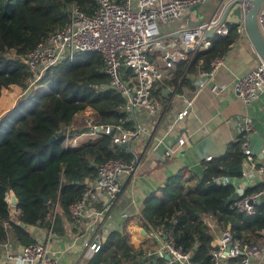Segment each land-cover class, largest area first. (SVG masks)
<instances>
[{
    "label": "trees",
    "instance_id": "trees-1",
    "mask_svg": "<svg viewBox=\"0 0 264 264\" xmlns=\"http://www.w3.org/2000/svg\"><path fill=\"white\" fill-rule=\"evenodd\" d=\"M69 3L77 4L87 14L96 9L95 0H0V95L4 86H7L4 93L14 91L15 87L11 89L8 85L21 86L24 91L30 74L20 62L7 60L6 51L14 49L24 54L50 32L62 28L68 21ZM236 34L235 25H229L225 36L214 34L210 48L197 58H202L207 66L209 59L223 56L229 50ZM108 82L101 57L94 52L81 53L72 61L65 60L46 71L37 86L46 87L48 92L36 89L23 93L0 116V243L9 240L21 248L35 241L36 232L48 228L57 236L65 234L64 222L73 221L68 207L96 177L97 165L110 158L130 159L129 152L112 145L110 134L102 133L97 143L74 149L63 145V127L87 108L92 110V121L98 126L125 119L126 113L121 109L123 98L114 90H99ZM8 94L1 96L0 108L12 100L11 93ZM130 126L131 123H124V127ZM88 130L86 125L74 129L70 138ZM242 163L244 155L238 141L222 156L205 164L203 177L195 189L182 191L175 179L162 189L161 199L155 196L147 199L141 211L142 222L145 226L175 222L172 237L199 264H212V233L202 221L203 215L217 217L222 213L234 239L257 243L264 231V202L252 216H247L231 207V203H225L234 191L233 185L205 184L222 174L239 176L226 172L224 167ZM260 189L264 190V183L248 188L245 194ZM9 190L18 198V217L11 214L6 201ZM134 253L126 236L112 232L86 264H129ZM156 264H164L163 258Z\"/></svg>",
    "mask_w": 264,
    "mask_h": 264
},
{
    "label": "built area",
    "instance_id": "built-area-1",
    "mask_svg": "<svg viewBox=\"0 0 264 264\" xmlns=\"http://www.w3.org/2000/svg\"><path fill=\"white\" fill-rule=\"evenodd\" d=\"M209 1L212 0H95L96 9L92 14H87L75 3H69L66 6L68 21L62 28L50 32L24 54L8 49L5 58L18 61L26 67L30 74L23 93H29L36 89L49 91L46 87L37 86V82L49 68L65 60L72 61L81 53H97L103 62V72L109 77L106 88L114 90L124 99L121 109L126 113V117L114 125L98 126L89 122L86 127L91 133L99 129L102 133L110 134L112 145L130 146L134 138L144 133V129L141 124L127 128L124 123L138 112L148 117H156L159 114L161 103L153 98L151 93L157 85L171 77V71L178 63H196V93L207 86L214 72L223 65L224 55L209 59L206 69L203 59H197V55L211 46V41L204 36L208 30L213 29V34L220 36L227 35L230 24L221 22V19L226 7L232 3H239L242 11L235 39L246 37L259 60L253 70L235 79L234 92L247 106L264 91V60L252 44L245 24L246 12L252 0H216L218 6L210 19L181 28L178 31L179 38H165L162 32L164 25L176 22L192 9ZM257 26L264 40V0L257 12ZM154 54L158 57L157 61L151 58ZM209 89L212 93H219L223 87L211 84ZM192 99L184 100L185 105L177 113L174 122L183 120L188 114ZM81 114L82 112L77 115ZM254 130L251 119L244 118L240 142L247 168L240 173L239 178L222 174L205 182L206 185L214 186L233 185V193L242 189L243 194L231 199L232 193L225 203H231V207L247 216L255 213L260 204L259 197L264 195L262 189L245 194L248 188L254 187L253 178L264 174V162L258 161L264 149L257 154V159L253 156L248 142V137ZM72 131L74 129L71 123L62 129L65 148H76L77 139L83 135L80 133L70 138ZM185 141L184 137H178L176 147L168 149L166 155L174 153ZM210 159V156L206 157V160ZM140 164L141 159L132 156L130 160L110 158L97 165V175L92 183L87 186L81 197L68 207L72 219L79 221H85L87 211L91 210V222L78 223L79 232L65 242L62 250H54L48 240H35L21 248L7 240L0 243V264H63L62 254L67 251H80L83 257H92L99 251L101 244L98 237L89 235L91 227L109 217V211L123 194V175L132 176ZM6 201L8 203V193ZM92 202L103 206L88 209ZM8 206L14 217L20 215L17 207ZM202 221L213 237L215 235V243L210 248L212 264H221L225 260H235L237 264H251V259L258 256L259 248L256 244L241 243L234 239L230 224L223 222L222 213H218L217 217L203 215ZM168 225L170 223H161L144 232L147 238L154 240L156 246L147 250L146 257H154L158 253L167 257V264H199L191 259L190 252L184 251L176 244ZM216 229H219L218 234ZM260 234L264 237V231Z\"/></svg>",
    "mask_w": 264,
    "mask_h": 264
},
{
    "label": "crops",
    "instance_id": "crops-1",
    "mask_svg": "<svg viewBox=\"0 0 264 264\" xmlns=\"http://www.w3.org/2000/svg\"><path fill=\"white\" fill-rule=\"evenodd\" d=\"M217 6L218 1H209L192 9L176 22L164 25L162 32L165 38H179L178 31L181 28L210 19ZM208 39L210 40V38ZM151 58L154 61L158 60L156 54ZM258 61V57L250 41L246 37H241L235 39L229 50L224 54L223 65L214 72L207 82V86L199 92L196 93L194 85L197 68L195 62L178 63L171 71V77L160 85H157L160 91L157 87L153 89L151 93L152 97L158 99L161 103L159 114L156 117H148L146 114L138 112L127 121L131 123L129 128H132L135 124H141L144 129V133L134 138L130 146L126 145L123 148L130 153V159L132 156L140 158L141 164L132 176L123 175V194L120 200L110 211V208L108 209L109 217L98 221L91 227L89 233L91 237H98L102 245L112 232H117L120 235L126 236L128 243L135 251L129 264H156L159 258H163L164 264H167V259L164 255L157 253L154 257H146L147 250L153 249L156 246L154 240L147 238L144 234L149 228L155 227L149 223H146L145 226L142 222L144 219L141 218V211L144 203L153 196L161 199L162 189L168 187L171 181L175 179L179 181V187L182 191L195 189L203 177L206 169L205 164L211 159L222 156L231 145L242 139V123L244 118L251 119L254 125L255 130L251 134L261 132L264 129V91L256 100L246 106L237 97L233 89L235 79L253 70ZM203 66L206 69L208 68V65L205 66L204 62ZM179 69L180 72L178 73ZM211 84L221 86L223 90L219 93H212L209 89ZM107 85L101 87L99 90H107ZM8 86L20 88L18 85ZM6 87H2L1 95ZM13 90L17 91L15 95L20 93L17 89ZM8 96L10 95L8 94ZM11 98L12 100L4 102L3 106H1L0 116L6 110L8 111L17 97L15 96L14 98L12 95ZM191 98L193 99L188 114L183 120L174 122L177 113L185 105L184 100ZM84 112H91L93 114L89 108L82 113ZM95 132L98 133L96 140L89 139L83 143L78 142V146L97 143L101 138L102 132ZM178 137H184L186 139L185 144L174 153L166 155L168 149L176 147ZM202 138H210L214 149H217L219 154L212 155L211 152H208L206 156L199 154L195 150L194 143ZM208 156L211 157L210 160H206ZM253 156H256L258 159L257 154ZM258 161L264 162V152ZM241 165L242 171L246 170L245 163ZM239 176L232 178L237 179ZM253 180L254 186L264 183V174L256 175ZM259 201L260 203L264 202V195L259 197ZM102 206L103 204L92 202L88 209ZM91 212V210L87 211L85 221L75 219H72L73 221L71 222L65 221V234L63 235L57 236L55 233H52L51 228H48L36 232L34 240L44 242L48 240L54 250L60 251L63 249L65 242L79 232L78 223L91 222ZM167 223H170L168 228L173 232L176 223ZM32 229L30 228V231ZM215 232L218 234L219 229H216ZM214 243L215 235L214 237L212 235L211 245ZM255 244L259 248V254L257 257L251 259V264H264V237L262 236L258 239ZM87 260L88 258L83 257L80 251H67L62 254L63 264H86ZM221 264H237V262L235 260H225Z\"/></svg>",
    "mask_w": 264,
    "mask_h": 264
},
{
    "label": "water",
    "instance_id": "water-1",
    "mask_svg": "<svg viewBox=\"0 0 264 264\" xmlns=\"http://www.w3.org/2000/svg\"><path fill=\"white\" fill-rule=\"evenodd\" d=\"M263 0H252L248 10L246 12V28L248 35L255 49L259 55L264 60V40L258 30L257 26V12ZM242 19V11L239 3H232L226 7L224 10L221 22L225 21L230 25H239ZM205 38H211L213 36V29L208 30L205 33ZM97 132L99 129L96 130ZM126 145L121 144V147L124 148ZM249 146L253 154H259L264 149V129L261 132L253 133L249 137ZM195 150L201 155H205L208 152H211L212 155H218L219 151L214 149L213 142L210 138H202L194 143ZM224 170L229 173H241L242 165L235 167H224ZM87 183V181H86ZM243 194L242 189H238L237 192L233 193L231 199L235 198L237 195ZM8 205L13 207H18V198L12 190L8 192ZM22 227L25 226L24 223H20ZM32 229V227H30ZM167 259V257H166Z\"/></svg>",
    "mask_w": 264,
    "mask_h": 264
},
{
    "label": "rangeland",
    "instance_id": "rangeland-1",
    "mask_svg": "<svg viewBox=\"0 0 264 264\" xmlns=\"http://www.w3.org/2000/svg\"><path fill=\"white\" fill-rule=\"evenodd\" d=\"M13 87L14 86H12L10 88L12 89ZM18 87H20V88L15 87L13 89L19 90L20 93H17L15 95V93L17 91H12V92L11 91H7V92L4 93V90H3L2 95L3 94H7L8 95V93H11V95H13L14 98H15V96L18 98L19 96L23 95V90L21 89L22 87L21 86H18ZM20 89H21V91H20ZM2 95H0V96H2ZM17 98L15 99V101L17 100ZM1 106H3V104ZM13 106H14V104L12 106H10L9 109H11ZM89 122L93 123L92 114H91V112H84L81 115H77L71 124H72V128L76 130V129H81L82 127H84V125H88ZM97 138H98V133H96V132H92V133L88 132V133H84L83 135H81L79 137V139H78V142L79 143H83V142L88 141L89 139L96 140Z\"/></svg>",
    "mask_w": 264,
    "mask_h": 264
}]
</instances>
